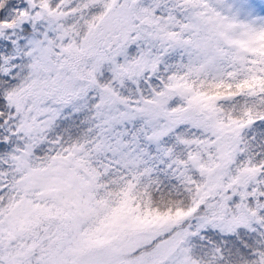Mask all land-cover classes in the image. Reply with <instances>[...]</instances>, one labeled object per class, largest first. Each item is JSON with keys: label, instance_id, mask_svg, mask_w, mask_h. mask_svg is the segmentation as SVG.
Returning a JSON list of instances; mask_svg holds the SVG:
<instances>
[{"label": "snow or ice", "instance_id": "1", "mask_svg": "<svg viewBox=\"0 0 264 264\" xmlns=\"http://www.w3.org/2000/svg\"><path fill=\"white\" fill-rule=\"evenodd\" d=\"M0 264H264V0H0Z\"/></svg>", "mask_w": 264, "mask_h": 264}]
</instances>
